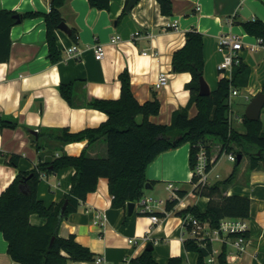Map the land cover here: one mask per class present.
Listing matches in <instances>:
<instances>
[{
    "label": "crops",
    "instance_id": "crops-1",
    "mask_svg": "<svg viewBox=\"0 0 264 264\" xmlns=\"http://www.w3.org/2000/svg\"><path fill=\"white\" fill-rule=\"evenodd\" d=\"M138 1L127 12L126 0H111L107 9L91 7L88 0H65L60 8L61 16L70 29L76 30L77 36L73 41L70 33L60 29L55 32L60 55L54 64L47 56L49 47L45 41L43 15L24 18L11 28L10 56L8 61L0 63V117L15 122L17 126L0 128V193L19 171H29L40 162L51 163L61 155L78 156L82 152L91 158L106 157L105 135L92 142L84 139L69 143H61L56 135L64 129L78 132L104 122L107 114L87 103L95 98L117 99L120 95L118 76L123 70L128 71L131 91L140 104L153 95L159 99V113L150 116L149 120L170 124L172 112L188 103L190 93L185 85L191 79L189 73L172 71V55L183 46L185 33L192 28L203 35L204 77L210 90L218 86L220 77L230 75L229 72L222 75L217 70L224 56V52L218 49L219 36L230 32L242 37L244 47L239 56L250 68L247 87L239 94L248 102L243 95L252 98L262 91L264 47L258 45L255 51L248 50V46L256 43V37L246 33L239 22L255 18L264 21V0H172V15H163L156 0ZM49 3L50 0H0V8L21 14H46L50 10ZM123 9L126 13L120 17ZM173 21L177 22L176 29L168 26ZM115 35L119 36V41L112 43L110 40ZM98 43L104 48L102 60L94 57V46ZM72 44L81 48L79 55L66 52ZM161 72L168 74V84L156 89L154 84ZM69 82L75 84L72 105L58 89L59 84ZM196 112L195 105H191L189 115L194 116ZM262 115L264 107L260 119ZM262 122L264 131V120ZM233 124L235 126L236 122ZM207 143L211 158L215 159L222 151V144H216L211 138ZM189 150V143H184L163 151L147 167L150 188H145L144 196L153 198L156 186L162 183L166 186L168 182L178 190H186L183 197H177L178 203L171 211L165 210V202L162 207H157L153 199V213L163 214L157 215V224H152L149 215L140 212L138 202H135L131 215H128L127 206L111 207L108 179L99 178L96 189L86 196L78 209L61 220L58 235L67 237L73 234L76 241L102 258L100 264H140L133 260L145 251L148 242L154 240L158 242L152 244V256L157 264H165L172 256H180L183 264H197V254L187 251L183 245L186 236L183 217L176 214L188 206H195L203 212L209 200L193 192ZM11 154L20 156L17 167L7 163ZM218 160L209 171L211 183L219 180L218 174L211 176ZM238 167L226 194L244 195L251 200L247 218L249 229L246 250L237 253L229 245L230 258L227 261L229 264H263L264 165L258 162L251 169L249 156L244 155ZM231 170L225 172L222 180ZM73 174L74 168L65 167L43 176L38 185V198L46 207L57 204L69 192ZM97 212L106 216L102 225L94 223ZM29 222L40 226L45 223V218L32 213ZM146 234L150 239L144 242ZM130 238L135 242L130 244ZM214 246L221 247L217 243ZM0 264H22L8 254L7 241L1 232ZM68 264L97 263L79 261Z\"/></svg>",
    "mask_w": 264,
    "mask_h": 264
},
{
    "label": "trees",
    "instance_id": "trees-1",
    "mask_svg": "<svg viewBox=\"0 0 264 264\" xmlns=\"http://www.w3.org/2000/svg\"><path fill=\"white\" fill-rule=\"evenodd\" d=\"M111 0H88L91 7L107 9ZM129 0H126V6ZM163 15H172V0H156ZM65 0H50V10L46 14L39 12L18 13L15 10L0 8V63L6 62L10 56V30L24 18L43 15L46 25V44L48 59L54 64L59 60L60 51L56 45L55 32L63 21L60 8ZM123 9L121 16L125 15ZM18 17V18H17ZM246 33L264 42V21L255 18L240 21ZM76 30L71 29L70 37L76 41ZM203 35L192 28L185 33L183 46L172 55V71L189 73L191 79L185 88L189 90L188 103L172 112L170 124L154 123L149 120L160 110L159 99L155 95L140 104L131 91L130 75L123 70L118 79L120 81V95L117 99L95 98L87 105L103 111L107 119L99 126L85 128L78 132L62 130L56 139L61 143L73 141L88 142L105 135L107 142V156L91 158L82 152L78 156L61 155L51 163L40 162L29 171H19L10 184L0 193V232L7 241V252L14 261L22 264H68L70 262H94V254L87 246L76 241L73 234L67 237L58 235L60 222L68 214L75 212L86 196L96 189L99 178L108 179V190L111 196V207L125 208L129 202H138L144 196L145 185L148 181L146 170L148 165L163 151L189 143L188 164L192 172L190 182L196 184L198 178L194 172L199 144L207 150L210 158L207 169L210 170L224 152L236 154V160L230 174L223 180L211 184L194 186L193 192L207 197L206 209L200 212L195 206H188L177 211L181 217L191 215L199 222H207L209 227L215 228L224 217L249 218L250 199L244 195L226 194L236 175L238 165L244 155L250 159L253 169L262 162L264 165V131L262 119H246L242 115L241 129H237L228 119L231 105L228 101L232 89L242 90L247 87L250 76L248 65L240 61L231 70L230 78L220 77L216 88L208 95L199 94V78L204 75ZM74 82L59 84L60 95L72 103ZM264 91V84L262 87ZM195 105L197 112L189 115V108ZM141 118L138 120V118ZM17 124L9 119L0 117V128L12 127ZM219 137L222 148L215 159L211 158L207 140L209 137ZM236 143L240 150L233 148ZM241 156L238 162V156ZM20 156L11 154L7 163L17 167ZM65 167L74 168L69 192L57 204L48 207L38 198V185L43 176L56 172ZM179 197L186 194V190L176 189ZM178 198H167L165 210L171 211L178 203ZM66 201L63 215L60 209ZM35 213L45 218L40 226L29 222L30 214ZM162 216V213H153ZM147 215V214H144ZM186 230L192 225L184 223ZM185 230V232H186ZM187 233V232H186ZM183 245L187 251L197 254V264H229L226 256L228 245L221 246L216 262L210 263L207 257L212 252V243L202 244L195 238L186 237ZM133 261L140 264H157L152 251L145 250ZM165 264H183L180 256L169 257ZM264 264V263H263Z\"/></svg>",
    "mask_w": 264,
    "mask_h": 264
},
{
    "label": "built area",
    "instance_id": "built-area-1",
    "mask_svg": "<svg viewBox=\"0 0 264 264\" xmlns=\"http://www.w3.org/2000/svg\"><path fill=\"white\" fill-rule=\"evenodd\" d=\"M169 27L176 29L177 28V22L173 21L170 24H168ZM242 37L235 33H223L219 36L218 40V49L222 52H224L223 60L217 65V70L220 74H224L225 72H229L231 76V70L232 67L236 64H238L241 59L239 56V52L243 49V42L241 40ZM112 43H117L119 41V36L115 35L112 36L111 40ZM258 45H261L264 47V42L261 38H256V43L254 45L248 46V50L255 51L256 47ZM94 57L97 60H102L104 56V48L102 44H96L94 46ZM80 49L77 44H72L69 48L66 49V52L70 55L77 56L80 54ZM168 84V74L165 72H161L158 74L157 79L155 81L154 87L156 89H160L165 87V85ZM240 90L232 89L230 92V96L228 98V101L231 105V97L235 95H239ZM245 100L248 102L250 101L251 97L248 94L243 95ZM228 120L230 122H242V116H237L233 114L232 109L228 112ZM199 153L197 156V162L196 166L194 168V172L198 178V182L196 184H193L194 186H197L198 184L205 185L210 184L209 180V171L207 169V164L209 161V157L207 155V150L204 148L202 144H199ZM226 153V157L228 161L234 162L236 160V154L232 152H224ZM166 189L169 191V198L170 199H176L177 193L176 188L174 187L173 183L168 182L166 185ZM152 201L153 199L151 197L143 196L139 201L138 204L140 206V212L143 214L149 215V219L152 224H157L159 222V217L155 214H152ZM106 221V216L103 212H97L95 214L94 223L98 225L104 224ZM184 223L191 224L192 228L191 230H186V236L184 239L188 236L190 238H195L198 242L205 244L206 242L212 243V252L207 257V261L210 263L216 262V256L220 253L221 247L216 248L214 246L215 243L220 244L221 246L223 244H227L228 246L231 245L237 253H241L244 250H246V244H247V232L249 229V224L246 218H233V217H224L220 220L219 225L215 228L209 227L207 222H199L196 218H194L191 215H186L183 218V226L185 228ZM149 234V232H148ZM146 234L143 236V240L148 241L150 238ZM183 239V240H184ZM129 243H134V239L130 238ZM151 242V241H150ZM158 241L154 240L152 244H156ZM230 258L229 253L227 252L226 259ZM95 262L97 264H100L102 262V258L100 256H97L95 258Z\"/></svg>",
    "mask_w": 264,
    "mask_h": 264
},
{
    "label": "water",
    "instance_id": "water-1",
    "mask_svg": "<svg viewBox=\"0 0 264 264\" xmlns=\"http://www.w3.org/2000/svg\"><path fill=\"white\" fill-rule=\"evenodd\" d=\"M137 2H139V1L138 0H129L127 7H126V11L129 12L136 5ZM19 22H20V19L17 20V23H19ZM58 29L64 31L67 34H69L71 32L70 27L63 21L59 24ZM210 91L211 90H210L207 82L205 81L204 77L201 76L199 78V94L200 95H208L210 93ZM263 107H264V91H260V92L256 93L250 99L248 104L246 105V108L244 111V116L246 117V119H249V120H259L261 110ZM240 159H241V156L239 155L238 156V162H240ZM145 188H150L149 182L146 183ZM65 206H66V201L61 206L60 216L63 215V212L65 210ZM134 208H135V202H129L127 204L128 215L132 214ZM153 247L154 246L152 245V243L148 242L146 244L145 250L152 251Z\"/></svg>",
    "mask_w": 264,
    "mask_h": 264
},
{
    "label": "rangeland",
    "instance_id": "rangeland-1",
    "mask_svg": "<svg viewBox=\"0 0 264 264\" xmlns=\"http://www.w3.org/2000/svg\"><path fill=\"white\" fill-rule=\"evenodd\" d=\"M204 77V75H203ZM205 81L207 82L209 88H210V84L209 82L207 81V79L204 77ZM248 104V102H245L243 101L242 97H241V94L239 95H235V96H232L231 97V107H232V111H233V114L236 115H239L241 114V116L243 115L244 111H245V108H246V105ZM262 120H264V115H262ZM236 124H235V127L237 129H241V123L240 122H237L235 121ZM238 123V124H237ZM212 139L213 142H215L216 144H220L222 142V140L219 138V137H209ZM232 145H233V148L235 150H240V148L237 146L236 143L232 142ZM219 164L217 165V167L212 170V173L211 176L215 175V174H218V179L219 180H222V178L224 177L225 175V172L227 170H231L232 166L234 165V162L232 161H228L227 160V157H226V153H223L219 160H218ZM166 186L162 183L158 186H156L157 188V191L155 190L154 193H152V199H154L155 201V205L157 207H162L164 205V202L165 200L168 198L169 194L165 188Z\"/></svg>",
    "mask_w": 264,
    "mask_h": 264
}]
</instances>
